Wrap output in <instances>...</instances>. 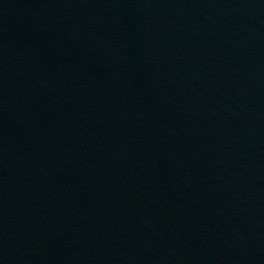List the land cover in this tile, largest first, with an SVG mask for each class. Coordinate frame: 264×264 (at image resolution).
<instances>
[{
    "label": "water",
    "instance_id": "1",
    "mask_svg": "<svg viewBox=\"0 0 264 264\" xmlns=\"http://www.w3.org/2000/svg\"><path fill=\"white\" fill-rule=\"evenodd\" d=\"M0 264H264V0H0Z\"/></svg>",
    "mask_w": 264,
    "mask_h": 264
}]
</instances>
